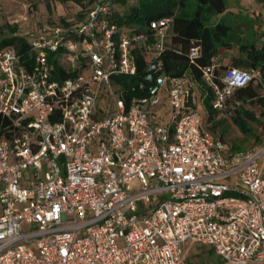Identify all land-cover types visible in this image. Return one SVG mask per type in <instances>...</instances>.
Returning a JSON list of instances; mask_svg holds the SVG:
<instances>
[{"label": "built area", "instance_id": "obj_1", "mask_svg": "<svg viewBox=\"0 0 264 264\" xmlns=\"http://www.w3.org/2000/svg\"><path fill=\"white\" fill-rule=\"evenodd\" d=\"M106 11L70 31L79 40L45 30L30 68L0 48V115L11 123L0 139V264H187L191 243L223 264H264V117L259 144L231 150L205 130L194 101L209 93L192 66L216 111L253 82L264 100L261 71L220 77L218 59L198 66L192 47L191 67L170 75L173 20L153 21L151 40L98 23ZM59 50L75 73L64 81L48 61ZM137 51L146 83L127 95L112 77L137 76ZM165 99L168 123L156 111Z\"/></svg>", "mask_w": 264, "mask_h": 264}, {"label": "trees", "instance_id": "obj_2", "mask_svg": "<svg viewBox=\"0 0 264 264\" xmlns=\"http://www.w3.org/2000/svg\"><path fill=\"white\" fill-rule=\"evenodd\" d=\"M61 3H66L70 0H57ZM79 5H84L88 2L92 7L84 13L80 22L75 25L65 24L64 29L68 30L67 36L74 40H79V37L70 32L74 27L82 24L90 12L97 8L96 0H75ZM264 3V0H258ZM112 0H105L102 3L106 8V12L99 14L98 23L105 21L109 26H116L119 33L123 30L136 34H144L148 39H153L154 31L151 29V23L164 18L173 20L171 27V44L169 49L164 54L166 64V72L173 76H182L191 66L189 62V51L192 47H198L201 51V56L197 59L198 66H208L213 58L219 55V48L230 49L231 43L227 42L230 36V28L224 23L226 16L230 15L229 0H138V4L129 7L125 12H119L113 9ZM115 4L122 7L127 6V0H116ZM48 9L51 10L50 6ZM13 33H16L13 30ZM117 38V37H116ZM33 41L27 37L12 36L0 42V48H13L17 51L22 62L31 67L35 58V53L32 50ZM239 50L243 57L234 58L232 65L225 70L219 68L218 76L222 77L224 72L229 68L242 70H259L264 79V40L262 45L258 47L255 44H242ZM63 57V51L48 53V61L51 65L54 79L64 81L75 75L71 70L66 69L60 61ZM136 63L138 73L135 77H129L122 74L113 75L114 83L120 85L121 90L127 95L131 94V90L137 87L141 82H145L146 62L144 57L136 52ZM192 74L195 79L205 85L201 72L198 67L192 66ZM221 87L222 83L219 82ZM206 108L208 110V120L213 118L216 110L213 109L211 102L214 99L212 91L206 97ZM235 105L234 124L245 136L252 133L249 127V121L255 120V115L247 110L241 112L240 108L244 107L247 101L261 104L263 107L262 115L264 117V100L261 95L259 84L253 82L246 87L237 90L234 95L228 99L227 105L231 103ZM207 120V121H208ZM206 124V122L204 123ZM263 133V126L258 144ZM11 136L10 121L0 115V139H8ZM222 138V136H219ZM223 139V138H222ZM233 151H240L238 148L230 146ZM210 255L216 256L213 249L210 248ZM217 264H223L219 261Z\"/></svg>", "mask_w": 264, "mask_h": 264}, {"label": "rangeland", "instance_id": "obj_3", "mask_svg": "<svg viewBox=\"0 0 264 264\" xmlns=\"http://www.w3.org/2000/svg\"><path fill=\"white\" fill-rule=\"evenodd\" d=\"M97 7H103L105 0H96ZM112 0L113 9L125 12L129 7L138 4V0H127V6L122 7ZM50 6L51 10L48 9ZM0 42L12 36L27 37L30 40L48 34L55 30L64 29L65 24L75 25L81 21L92 5L85 2L79 5L75 0L61 3L57 0H0ZM230 15L226 16L224 23L228 25L230 36L227 39L231 43L230 49L219 48V66L222 70L232 65V59L241 58L239 50L242 44H255L258 47L264 40V3L258 0H229ZM13 30L16 33H13ZM52 36V35H51ZM108 64L106 63L105 66ZM199 90L210 93V89L200 84ZM197 92L194 105L199 111L205 124V130L209 133L222 136L229 146L238 148L240 151L252 150L258 144L263 126V107L250 101L240 108L252 112L256 119L249 121L252 133L245 136L234 124L235 105L231 101L221 111H216L213 118L208 120V110ZM207 99V98H206ZM204 101H206L204 99ZM212 104V102H211ZM208 120V121H207ZM1 209V205H0ZM188 256L187 264H217L221 259L210 255V248L198 244H188L186 247Z\"/></svg>", "mask_w": 264, "mask_h": 264}, {"label": "crops", "instance_id": "obj_4", "mask_svg": "<svg viewBox=\"0 0 264 264\" xmlns=\"http://www.w3.org/2000/svg\"><path fill=\"white\" fill-rule=\"evenodd\" d=\"M237 59V57H235ZM218 61L220 60L219 58H217ZM234 59V58H233ZM232 59V61H233ZM161 116V120L164 122V123H168V120H169V114H170V107L168 105V100L165 99L163 100L162 104L157 108L156 110Z\"/></svg>", "mask_w": 264, "mask_h": 264}]
</instances>
